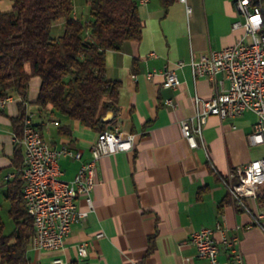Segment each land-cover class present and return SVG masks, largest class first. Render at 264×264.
Instances as JSON below:
<instances>
[{
	"label": "crops",
	"instance_id": "1",
	"mask_svg": "<svg viewBox=\"0 0 264 264\" xmlns=\"http://www.w3.org/2000/svg\"><path fill=\"white\" fill-rule=\"evenodd\" d=\"M135 1L142 36L105 51L106 76L118 80L120 87L116 111L103 117L106 129L135 135L133 148L96 162L92 209L84 196H78L76 208L88 211L87 215L72 226L59 250L36 249L30 238L29 264H52L56 258L62 264H207L189 241L191 233L202 227L214 231L219 264H232L223 237L236 238L244 264H264V217L259 219L262 227L253 221L255 214L264 212L259 200L264 185L257 187L256 197L246 198L244 209L223 182L237 167L264 157V143L249 140L256 115L246 111L235 118L209 116L197 148L188 146L180 127L181 120L193 114L195 96L207 99L229 85L221 75L213 83L194 79L190 59H199L209 49L247 41L243 27L232 28L243 17L236 12L234 0H186L189 12L178 0L166 6L161 0ZM61 28L62 22H55L54 33ZM165 68L179 78L176 88L163 84L160 71ZM150 72L154 74L148 76ZM40 82L32 76L25 98L12 93L0 107V196L4 195L8 210L9 188L21 179L24 156L22 136L17 137L13 122L21 108L32 114L49 145L80 152L79 158L59 159L64 180L73 179L81 165L92 159L99 133L78 120L61 117L49 106L40 107L36 103ZM109 112L112 115L106 118ZM9 218L7 225L0 215L6 233L16 227ZM80 245L85 254L79 252Z\"/></svg>",
	"mask_w": 264,
	"mask_h": 264
},
{
	"label": "built area",
	"instance_id": "2",
	"mask_svg": "<svg viewBox=\"0 0 264 264\" xmlns=\"http://www.w3.org/2000/svg\"><path fill=\"white\" fill-rule=\"evenodd\" d=\"M178 1L184 3L186 10L190 11L186 0ZM234 7L243 21L235 20L232 28L243 27L249 39L219 49H209L199 59L191 58L189 61L194 79L206 78L213 83L221 75L229 82L227 88L207 99L199 96L193 98V114L180 122L182 135L190 148L200 145L202 128L209 116L235 118L246 111L256 115L249 135L250 142L264 143V33L261 32L262 24L256 10L252 8V0H234ZM177 64L182 66L183 62ZM153 74L150 72L147 75ZM160 74L164 77L165 86L176 88L179 85L180 80L173 70L165 68ZM11 98L10 95L0 97V107H4ZM134 139V134L123 133L118 128L99 132L92 146V159L81 165L73 179L64 180L60 177L59 159L64 156L79 158L80 152L65 146L49 145L34 124L32 114H25L21 138L24 145L20 170L23 180L21 195L26 212L33 222L31 242L34 248L53 251L63 247L72 226L88 213L76 208V198L84 196L92 209L91 191L96 183V162L105 155L130 151ZM223 182L234 201L247 209L246 198L256 197L257 187L264 185V157L237 167ZM262 217L264 212L253 216V221L261 227L259 219ZM213 232L212 228L202 227L193 231L189 238L196 248L197 256L205 259L207 264H219V247ZM234 240L236 238L229 240L223 237V243L229 247L232 264H244L243 255ZM78 250L85 254L84 245H80ZM52 264H62V260L56 258Z\"/></svg>",
	"mask_w": 264,
	"mask_h": 264
},
{
	"label": "trees",
	"instance_id": "3",
	"mask_svg": "<svg viewBox=\"0 0 264 264\" xmlns=\"http://www.w3.org/2000/svg\"><path fill=\"white\" fill-rule=\"evenodd\" d=\"M0 8V97H26L29 80L40 78L36 103L95 131L105 130L103 117L116 111L120 82L106 76L105 51L139 40L142 20L135 0H86L90 19L76 18L72 0H11ZM170 0H161L166 6ZM264 15V0H252ZM61 20L59 34L55 22ZM261 32L264 33V27ZM109 99V101H105ZM25 110L14 118L21 138ZM23 180L9 188V233L0 220V264H29L27 244L33 234L21 195ZM20 191V192H19ZM264 203V195L259 198ZM71 264H80L76 261Z\"/></svg>",
	"mask_w": 264,
	"mask_h": 264
},
{
	"label": "rangeland",
	"instance_id": "4",
	"mask_svg": "<svg viewBox=\"0 0 264 264\" xmlns=\"http://www.w3.org/2000/svg\"><path fill=\"white\" fill-rule=\"evenodd\" d=\"M73 2V10L76 18L85 22L90 19V14L88 11V6L86 4V0H72ZM11 0H0V8L4 11L9 10L11 8ZM57 22H62L61 20ZM0 215L1 220H3L7 225L11 222V219L8 215V204L5 201L4 195L0 196Z\"/></svg>",
	"mask_w": 264,
	"mask_h": 264
},
{
	"label": "bare ground",
	"instance_id": "5",
	"mask_svg": "<svg viewBox=\"0 0 264 264\" xmlns=\"http://www.w3.org/2000/svg\"><path fill=\"white\" fill-rule=\"evenodd\" d=\"M252 8L256 10L257 16L259 18L260 24H262V27H264V15H262V11L260 6L253 4L252 2Z\"/></svg>",
	"mask_w": 264,
	"mask_h": 264
},
{
	"label": "water",
	"instance_id": "6",
	"mask_svg": "<svg viewBox=\"0 0 264 264\" xmlns=\"http://www.w3.org/2000/svg\"><path fill=\"white\" fill-rule=\"evenodd\" d=\"M111 115H112V112H109V113L107 114L106 118L109 117V116H111ZM106 118H104V119H106Z\"/></svg>",
	"mask_w": 264,
	"mask_h": 264
}]
</instances>
